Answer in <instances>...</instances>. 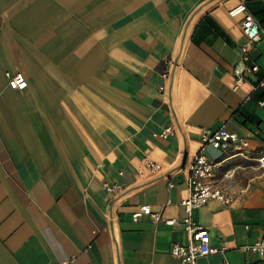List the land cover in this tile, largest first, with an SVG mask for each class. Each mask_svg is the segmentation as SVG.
Here are the masks:
<instances>
[{
  "label": "crops",
  "instance_id": "1",
  "mask_svg": "<svg viewBox=\"0 0 264 264\" xmlns=\"http://www.w3.org/2000/svg\"><path fill=\"white\" fill-rule=\"evenodd\" d=\"M239 2L0 0V264H190L183 226L155 218L187 217L200 134L223 124L240 142L204 154L233 202L192 212L219 249L195 264H264L242 249L264 237V0H245L262 28L246 63Z\"/></svg>",
  "mask_w": 264,
  "mask_h": 264
},
{
  "label": "built area",
  "instance_id": "2",
  "mask_svg": "<svg viewBox=\"0 0 264 264\" xmlns=\"http://www.w3.org/2000/svg\"><path fill=\"white\" fill-rule=\"evenodd\" d=\"M229 15L232 17L241 16L239 23L240 31L244 37V42L240 46V62L246 63L250 59V53L255 44L261 38L262 28L255 17L248 12L245 0H241L235 7L229 10ZM259 69L257 65L252 67L246 66L242 70L235 69L234 77L236 81L242 82L247 80L245 71L255 72ZM170 75V65L163 73V77L167 79ZM8 85L11 89L22 91L28 87V80L23 72L7 73ZM264 82V81H263ZM262 82V83H263ZM261 83V84H262ZM162 92L165 91V86L160 87ZM263 104V103H261ZM173 132V127L166 128L161 136L167 137ZM240 137L237 133L228 130L226 125H220L217 128H205L200 134L201 147L194 157L192 162L188 186L190 195L180 204L184 207L187 217L182 221L176 218H163L157 216L155 221L163 220L169 225L180 223L187 232L188 241L186 244L176 243L172 248V255L182 262L195 264L199 257L215 254L219 252L217 247L212 245V237L210 231L198 226L192 219V212L195 209L205 206L209 201L216 200L223 205H230L233 198L229 196L224 189L214 183L216 163L209 160L204 154V149L207 146L214 148L226 149L231 143H239ZM264 163V156L261 158ZM147 168L149 170H157L160 165L155 161H148ZM107 191L116 193L122 190V186L118 184L104 183ZM152 214V209L149 205H142L133 213V220L137 221L143 215ZM242 249L249 253H258L264 255V237L254 243L244 245ZM64 264H71V261H65ZM221 264H231L227 258H224Z\"/></svg>",
  "mask_w": 264,
  "mask_h": 264
}]
</instances>
